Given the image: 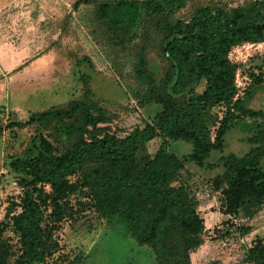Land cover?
<instances>
[{
  "label": "trees",
  "instance_id": "obj_1",
  "mask_svg": "<svg viewBox=\"0 0 264 264\" xmlns=\"http://www.w3.org/2000/svg\"><path fill=\"white\" fill-rule=\"evenodd\" d=\"M72 11L113 62H133L137 107L160 111L131 130L113 129L84 77L81 100L11 123L20 129L36 124L43 132L10 162L23 197L0 222V264H45L60 251L61 226L90 213L150 249L156 264H192L206 227L201 198L184 178L186 164L203 165L223 147L236 113L264 118L263 111L246 108L245 94L235 100L239 67L228 59L239 44L264 42V0L236 7L214 0H76ZM151 54L163 64L161 78ZM216 109L225 110L222 117L214 116ZM160 138L164 143L152 155L149 144ZM170 142L190 143L192 151L179 157ZM248 143L255 147L244 155L221 157L225 170L213 190L240 238L252 231L241 221L264 210V130ZM246 260L264 264V240L248 248Z\"/></svg>",
  "mask_w": 264,
  "mask_h": 264
},
{
  "label": "rangeland",
  "instance_id": "obj_2",
  "mask_svg": "<svg viewBox=\"0 0 264 264\" xmlns=\"http://www.w3.org/2000/svg\"><path fill=\"white\" fill-rule=\"evenodd\" d=\"M75 1L0 0V127L4 128L0 135V222L6 219L11 203L20 202L23 197L10 162L23 154L34 135L43 132L36 124L20 129L9 127L11 123L26 122L34 113L81 100L84 77L92 88L94 100L106 110L113 129L131 130L151 121L160 111L156 105L137 107L133 62L129 58L113 62L108 57V50L92 38L90 29L72 11ZM214 1L236 7L250 0ZM69 14L72 19H68ZM180 17H185L184 12ZM149 59L153 72L161 78L160 59L155 54ZM238 67L240 79L248 78L246 108L264 112V45ZM256 79L261 80V85H255ZM197 92L202 93L203 86ZM224 111L216 109L212 113L222 117ZM235 116L225 132L221 149L212 152L203 165L186 164L188 171L184 172V178L201 198L199 212L206 227L203 245L191 254L192 264H248V248L256 240H264V210L252 220L241 221L249 224L252 231L240 238L226 224L227 218L213 191L225 170L221 157L249 152L255 146L248 140L264 130L262 117L243 118L238 113ZM163 143L161 138L152 141L149 152L154 155ZM167 147L179 157L192 151V145L187 142H170ZM88 217L61 226L56 233L60 251L45 264H72L78 258L79 264H156L150 249L138 246L95 214ZM6 235L12 244H17L13 232Z\"/></svg>",
  "mask_w": 264,
  "mask_h": 264
},
{
  "label": "built area",
  "instance_id": "obj_3",
  "mask_svg": "<svg viewBox=\"0 0 264 264\" xmlns=\"http://www.w3.org/2000/svg\"><path fill=\"white\" fill-rule=\"evenodd\" d=\"M264 45L262 43H242L235 47H233L228 55V59L232 64L235 65H243L249 61V59L253 56L254 53L259 51V48ZM241 77V68L239 67L236 77H235V87H236V96L235 100L243 98L247 86H248V78L244 77L242 80ZM17 185V184H15ZM217 198V196H216Z\"/></svg>",
  "mask_w": 264,
  "mask_h": 264
}]
</instances>
